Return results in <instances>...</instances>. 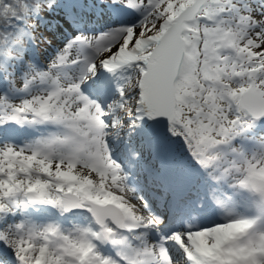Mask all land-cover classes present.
Returning a JSON list of instances; mask_svg holds the SVG:
<instances>
[{
    "label": "snow or ice",
    "instance_id": "snow-or-ice-1",
    "mask_svg": "<svg viewBox=\"0 0 264 264\" xmlns=\"http://www.w3.org/2000/svg\"><path fill=\"white\" fill-rule=\"evenodd\" d=\"M63 2L0 0V264H264V0Z\"/></svg>",
    "mask_w": 264,
    "mask_h": 264
},
{
    "label": "trees",
    "instance_id": "trees-1",
    "mask_svg": "<svg viewBox=\"0 0 264 264\" xmlns=\"http://www.w3.org/2000/svg\"><path fill=\"white\" fill-rule=\"evenodd\" d=\"M78 6L75 4V0H64L62 6L57 8L53 12H49L46 14L45 23L48 27L54 29V31L45 30L44 26L41 27V31L44 32V35H47L52 39L53 33L56 31L58 21L62 18V20H67L72 23V12L76 10ZM59 16V18H58ZM99 20V16L93 17L86 23V26H93L94 22ZM73 24V23H72ZM43 53V51H42ZM41 53V54H42Z\"/></svg>",
    "mask_w": 264,
    "mask_h": 264
},
{
    "label": "rangeland",
    "instance_id": "rangeland-1",
    "mask_svg": "<svg viewBox=\"0 0 264 264\" xmlns=\"http://www.w3.org/2000/svg\"><path fill=\"white\" fill-rule=\"evenodd\" d=\"M59 18V17H58ZM60 21V23H59ZM58 21L56 31L53 33V44H58L62 41L65 37H68L74 34L75 25L69 23L67 21L62 20V18ZM105 24L104 18L99 17V20L94 22L93 27L84 26L85 30H103V26ZM52 49H47V53L43 52L42 55L51 54Z\"/></svg>",
    "mask_w": 264,
    "mask_h": 264
},
{
    "label": "bare ground",
    "instance_id": "bare-ground-1",
    "mask_svg": "<svg viewBox=\"0 0 264 264\" xmlns=\"http://www.w3.org/2000/svg\"><path fill=\"white\" fill-rule=\"evenodd\" d=\"M61 42V41H60ZM215 219H218L217 217H215Z\"/></svg>",
    "mask_w": 264,
    "mask_h": 264
}]
</instances>
